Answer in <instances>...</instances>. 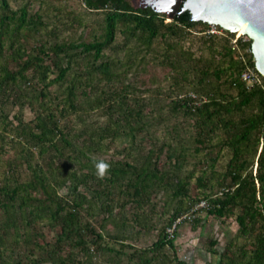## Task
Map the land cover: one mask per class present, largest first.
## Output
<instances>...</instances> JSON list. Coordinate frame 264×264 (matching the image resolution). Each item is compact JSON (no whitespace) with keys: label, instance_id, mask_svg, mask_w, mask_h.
<instances>
[{"label":"trees","instance_id":"trees-1","mask_svg":"<svg viewBox=\"0 0 264 264\" xmlns=\"http://www.w3.org/2000/svg\"><path fill=\"white\" fill-rule=\"evenodd\" d=\"M10 1L0 0V264H187L165 228L201 199L237 225L222 250L209 241L215 264H264V90L241 80L234 34H206L187 11L165 22L131 0ZM190 92L205 102L192 109ZM213 178L214 195L192 194L193 179L200 189ZM158 194L176 205L157 239L126 243L155 229Z\"/></svg>","mask_w":264,"mask_h":264},{"label":"rangeland","instance_id":"rangeland-1","mask_svg":"<svg viewBox=\"0 0 264 264\" xmlns=\"http://www.w3.org/2000/svg\"><path fill=\"white\" fill-rule=\"evenodd\" d=\"M66 2H70L71 7L74 9L77 8V2L72 0H64ZM11 6H15L14 0L10 1ZM133 6H136L137 3H133ZM170 19L166 18L165 22H169ZM81 30L78 29L76 31H72L70 35L73 36V38H76L79 36ZM97 32V31H96ZM68 36V35H67ZM120 39L119 37L117 38ZM156 75L160 78V86L163 89H167V81L164 79V72H161L160 70L156 71ZM23 118L24 120H29L32 118L31 112L25 108L23 110ZM173 122V120L171 121ZM164 128L162 127V131ZM162 132H158L157 136H162ZM125 145V141L121 140L118 141L115 145H113L109 151V154H113L117 158H120L122 156L121 150L123 146ZM229 151L227 149H224L216 164H215V172L216 173H222L225 170L226 163L229 159ZM193 167V163L191 165H188L187 168L190 169ZM255 168V164L253 166V171ZM3 167L0 163V176L3 171ZM197 170V168H196ZM199 175V171H196V175ZM207 176H210L209 173H207ZM216 180L215 178L210 179V181H207L205 188H196L195 180H192L191 185V191L193 195H197L199 197H202L205 194H212L214 195L218 190L216 186ZM60 194L65 195L67 194V189L64 188L60 191ZM153 202H156V212L152 224L155 225V229L150 230L146 232L145 230H141L140 234L134 235L131 239L126 240L125 242L128 244H132L135 247L143 248L149 246L154 240L157 239V230L161 228L162 221L166 216H169L172 209L176 205L175 202H172L171 204H166L164 201V198L161 194H158L154 199ZM165 202V203H164ZM186 212V211H185ZM183 212V213H185ZM182 213V214H183ZM100 217H96L97 220H99ZM195 218L200 219V223L197 227H193L192 222H186L182 223L179 226L177 237L174 240L175 250L177 256L184 260L186 263L191 264H215L217 261V256L212 255L209 252V241L217 239V245L215 248H218L219 250H222L226 243L229 241L230 238H232L235 235V232L237 230V225L234 221L233 217L225 218V219H218L211 215L207 214L206 210L198 211ZM97 226V225H96ZM167 228V227H166ZM165 228V229H166ZM44 231L47 232V230L44 228ZM108 232H114L113 226L109 225L107 227ZM52 237L51 232L46 233V238L50 239ZM109 240V239H107ZM114 247H117V245H113Z\"/></svg>","mask_w":264,"mask_h":264},{"label":"water","instance_id":"water-1","mask_svg":"<svg viewBox=\"0 0 264 264\" xmlns=\"http://www.w3.org/2000/svg\"><path fill=\"white\" fill-rule=\"evenodd\" d=\"M134 7L149 8L170 20L187 11L193 22L220 26L232 34L239 31L250 39L254 68L264 78V0H138Z\"/></svg>","mask_w":264,"mask_h":264},{"label":"built area","instance_id":"built-area-1","mask_svg":"<svg viewBox=\"0 0 264 264\" xmlns=\"http://www.w3.org/2000/svg\"><path fill=\"white\" fill-rule=\"evenodd\" d=\"M208 26L209 27L207 31L205 32L206 34H209V35L221 34V30H219L216 25L211 24ZM249 40L250 39L246 35H243L242 33H239L238 31L234 33V36L230 39L231 49L236 51L239 58L243 60L245 63V68L243 69L241 73V80L246 84L248 88L252 86H261V88H263L264 90V84H263V79H262L263 77L256 71L254 66L253 67L249 66L244 60L245 58L244 53H251V48H245L244 50H241L239 48V44H238L239 42L244 43ZM188 97L190 99L188 102V105L192 109H194L197 106H200L206 100L205 97L198 96L197 94L193 92H190L188 94ZM223 191L224 190H221L220 192H218V195H221ZM210 207H211V204L205 199H201L195 204L191 205L190 208L185 213L178 216L173 221V223L165 229V233L167 237L169 239H173L174 241L177 237L179 226L182 223L191 222L195 218L198 211H201V210L207 211Z\"/></svg>","mask_w":264,"mask_h":264},{"label":"flooded vegetation","instance_id":"flooded-vegetation-1","mask_svg":"<svg viewBox=\"0 0 264 264\" xmlns=\"http://www.w3.org/2000/svg\"><path fill=\"white\" fill-rule=\"evenodd\" d=\"M132 2H133V3H134V2H135V3H138V0H131V3H132ZM179 10H180V8L178 9V11H179ZM177 14H180V13H177ZM177 14H176V15H177Z\"/></svg>","mask_w":264,"mask_h":264},{"label":"clouds","instance_id":"clouds-1","mask_svg":"<svg viewBox=\"0 0 264 264\" xmlns=\"http://www.w3.org/2000/svg\"><path fill=\"white\" fill-rule=\"evenodd\" d=\"M103 167H104L105 169H107L108 165H107V164H105Z\"/></svg>","mask_w":264,"mask_h":264},{"label":"crops","instance_id":"crops-1","mask_svg":"<svg viewBox=\"0 0 264 264\" xmlns=\"http://www.w3.org/2000/svg\"><path fill=\"white\" fill-rule=\"evenodd\" d=\"M187 264H191V263H187Z\"/></svg>","mask_w":264,"mask_h":264},{"label":"bare ground","instance_id":"bare-ground-1","mask_svg":"<svg viewBox=\"0 0 264 264\" xmlns=\"http://www.w3.org/2000/svg\"><path fill=\"white\" fill-rule=\"evenodd\" d=\"M240 33V32H239Z\"/></svg>","mask_w":264,"mask_h":264}]
</instances>
